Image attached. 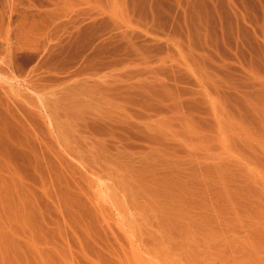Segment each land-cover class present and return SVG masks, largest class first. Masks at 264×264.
Returning <instances> with one entry per match:
<instances>
[{"label": "rangeland", "instance_id": "rangeland-1", "mask_svg": "<svg viewBox=\"0 0 264 264\" xmlns=\"http://www.w3.org/2000/svg\"><path fill=\"white\" fill-rule=\"evenodd\" d=\"M0 264H264V0H0Z\"/></svg>", "mask_w": 264, "mask_h": 264}, {"label": "bare ground", "instance_id": "bare-ground-1", "mask_svg": "<svg viewBox=\"0 0 264 264\" xmlns=\"http://www.w3.org/2000/svg\"><path fill=\"white\" fill-rule=\"evenodd\" d=\"M2 199V197H1V193H0V200Z\"/></svg>", "mask_w": 264, "mask_h": 264}]
</instances>
